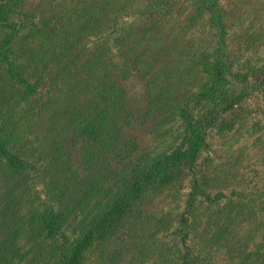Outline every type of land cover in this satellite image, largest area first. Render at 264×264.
<instances>
[{"label":"trees","instance_id":"1","mask_svg":"<svg viewBox=\"0 0 264 264\" xmlns=\"http://www.w3.org/2000/svg\"><path fill=\"white\" fill-rule=\"evenodd\" d=\"M92 1L78 0L65 7L66 14L54 13L46 21L51 26L46 34L38 24L16 16L17 8L29 0H0V61L10 66L16 83L13 91L0 90V105L12 103L0 113V167L8 181L19 177L24 182L35 172L30 177L35 192H27L32 199L28 214L20 216L14 206L0 213V264H264V172L256 168L261 183L250 193H224L218 188L233 186L234 173L221 171L225 158L214 165L216 145L229 156L238 144L247 145L243 141L256 136L253 144L264 152L263 119L253 125L247 120L251 100L264 103V55L230 49L231 30L220 0ZM255 1L247 13L257 14V19L240 36L264 29V0ZM28 17L34 21L31 14ZM125 17L134 21L120 29ZM255 24L260 26L254 29ZM91 35L96 41H90ZM37 36H49L44 40L51 49L42 57L33 52L29 66L23 67L6 61L16 44ZM258 39L252 38V43ZM145 42L149 50L128 57L118 72L121 83L116 82L117 66L102 63L103 56L113 55L116 46L121 52L123 43L136 47ZM155 49L182 61L181 76L198 73L199 83L178 108L181 125L166 153L158 159L147 152L130 159L134 142L121 149L120 125L141 121L144 115L131 109L126 82L129 71H142L143 56ZM50 64L70 95L65 109L68 141L81 151L90 180L56 171L57 166L65 167L64 156L56 151H47L44 164L38 159L32 163L24 153L28 141L23 143L20 132L30 130L31 124L17 109L40 94L50 76L42 71ZM28 71L30 78H37L35 83L25 76ZM167 78L156 92V102L165 101L174 90ZM113 154L120 158V170H113L112 162L111 168L92 170L102 155ZM259 162L263 165L264 157ZM221 175L226 180L217 184ZM184 179L193 193H182ZM38 180L45 182L47 201L37 197ZM178 196L182 208L176 213L146 209L159 198Z\"/></svg>","mask_w":264,"mask_h":264},{"label":"rangeland","instance_id":"2","mask_svg":"<svg viewBox=\"0 0 264 264\" xmlns=\"http://www.w3.org/2000/svg\"><path fill=\"white\" fill-rule=\"evenodd\" d=\"M29 1L30 2L28 4L17 8L16 16L21 17L26 21L30 20L29 22L38 24L40 26L39 29L45 31L46 34H48L47 31L51 29V26H46V21L51 18L54 13L59 12L60 15L63 13L66 14L65 7L71 8L73 5L75 6V4L78 3V0ZM220 1L227 18V25L231 30V41H229L230 49L239 53H246L248 50L249 54H254L258 51V55H264V35L263 37L260 36V34H264V29H262L260 32H255V30L250 31L253 40L255 38H259L257 44L255 45L252 43V38L250 37L249 32H246V34L240 36L242 33L247 31V28L251 26L257 19V14L254 16L251 13H247L249 6L256 1ZM93 2H98V0H93L92 4ZM90 8H92V11H95L92 5H90ZM27 13L33 16L34 21L31 20V17H28L27 19ZM133 21V18H123L120 22L122 25L120 29H126ZM53 24L57 26V19ZM111 25L115 26V24L112 23ZM259 26L260 24H255L253 28L257 29ZM33 30H36L35 27ZM166 31L168 33V30ZM91 36L90 41H96V36ZM44 37L47 38L49 36ZM44 37L37 36L36 38H31L27 43H24L23 40L20 42V44H16L12 52L7 55L8 59L6 61L13 62L16 67H23V64H28L29 66V56L33 52L39 53L40 57H42V53L46 50V48L51 49V47H49L50 41L48 39L45 41ZM51 43L55 42L51 41ZM122 45L123 47H120L121 52L117 51L119 46H116L113 49L115 53L113 55L105 54L102 60V63L105 61L108 63L112 62L117 66L113 67V69L115 68L116 72L113 73V77L118 83H121L122 80V76L121 74H118V72H120V68L124 66L123 63L127 60V58L129 57L130 59H134L149 50V48L146 49L147 42H145L142 46L139 43V45L136 47H129L127 43H123ZM252 47V51L249 50ZM84 50L85 49H83L82 52H84ZM158 52L159 50L155 49L148 55L145 54L143 56L144 60L142 59L143 62H145L143 70H130V78L126 82L128 101L130 102L131 109H135L137 114L140 113L144 115V118L141 121L133 120L130 124L122 123L120 125L121 149L122 147H126V145L129 143L134 142V144L131 145V148H134V151L130 159H135V157L137 158L146 152L149 154V156L151 154L153 158L158 159L160 158V154L166 153L165 147L169 141L174 140V138L178 135L181 125L180 119L178 117V108L189 101L192 94L195 93V85L199 83L198 73L191 74L189 77H186L185 75L181 76V71L184 68L182 61L175 57L172 58L171 53H165L161 55ZM85 54L84 58L89 59V51ZM55 68H53L50 64L46 70L42 71L44 75L50 74V76L46 77L44 87L39 89L40 94L36 97L33 96L34 98H32V101L29 104H23L22 108L20 107L17 109V111H23L24 116H28V120L31 124L30 130L23 128L20 132V135L23 138V143L28 141L27 144L24 145V153L28 155V159L32 163H35L38 159L39 164H44L42 160L45 157L47 151L52 150V153L56 151L59 156H64L65 159V167L60 168L57 166L55 168L56 171L64 173V175L75 174L81 177H86L88 178L87 180H90V178L87 176V169L82 166L81 151L74 148V146L68 141L67 127L70 123L68 122L67 117L69 111H65V109L68 107L69 101H71V99L69 98L70 95L66 92V87L62 79L58 80L56 78L57 69ZM10 70V66L5 63V61H0V90L10 89L13 91L16 89V83L13 81L12 76L10 75ZM158 70L159 73L157 74L156 72H158ZM29 75H32V71L25 72V76ZM38 75L42 76L43 74L40 73ZM168 75L169 78H167ZM154 78L155 82L151 83V85H148V83H150V81ZM164 78L169 79L170 82L173 81V84H175L173 86L174 90L167 96L165 101L156 102V92L163 84L162 82ZM28 79L31 83H35L37 78H30L29 76ZM2 102L6 105L5 101ZM8 104H12L10 100L8 101ZM5 105H0V113L4 110L7 112L8 107ZM258 106H260L261 109L255 110V108L258 109ZM27 108H29V110L24 113L25 109ZM248 109L252 110V112L249 114V117H247L248 123L250 125L255 124L256 121L260 119H263L264 122V103L262 101L258 102V100H251ZM195 110H198V108L195 107ZM32 111L33 115H31ZM8 117L9 115L5 118L6 121ZM255 138L256 136L254 138L249 137L248 141H243L247 142V145L250 144V147L245 145V143L243 145L238 144L233 154L229 156H227L225 149L221 145L214 146V150L217 152L214 165H217L218 162L225 158L226 164L221 166V171L226 172V170H229L230 172L234 173L232 179L233 186L221 187L218 188V190L224 191V193H229L234 189H244L245 192L250 193L256 184L258 186L260 185L261 182L258 180L260 177L255 170L258 168L260 172H264V164L261 165L262 163L259 162L264 157V152L253 144V140ZM59 146L63 148L62 151L59 150ZM116 157V154L107 156L102 155L98 161L100 164H95L96 167H94L92 170L96 171L97 168H111L109 167V163L111 162L113 165V170H120V158L116 159ZM68 168H70V170H68ZM3 173L4 172L0 167V213L5 206H14L15 210L13 212L18 213L20 216H26L32 205L30 203V200H32L30 195L31 193H27L29 188L34 185L30 181V177L33 176L35 172H31L32 174L30 173L29 178L24 182H21L19 177L8 181L10 179L9 175H7L9 178L8 179ZM41 176L42 179L40 180H43L44 176ZM40 180L37 181L36 188L38 194H36L37 197L39 196L38 198L47 201L48 199L47 192L45 191V182L48 180V178L44 183H41ZM225 180L226 177L221 175V178L217 184L224 183ZM188 182L189 181L184 179L183 186H181V191L184 195L194 192L190 191ZM30 190L35 192L32 188H30ZM215 190L217 189L212 190V194L217 192ZM179 200H181L179 196L169 197L166 199L165 197H162L157 199L155 202L148 204L146 209L149 211L153 210L154 212H156V210H163L165 213H176L179 208H182L181 202ZM8 203L12 204L9 205ZM16 219L17 217H15V220ZM243 231L246 232L245 235L248 236V231L246 229H243ZM2 233L3 232L0 231V237ZM20 241L25 243L23 238L22 240L20 238Z\"/></svg>","mask_w":264,"mask_h":264}]
</instances>
